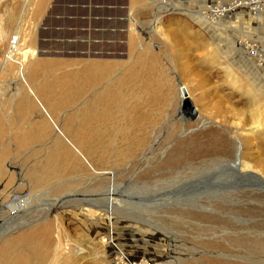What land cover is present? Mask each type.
Returning <instances> with one entry per match:
<instances>
[{
    "label": "rangeland",
    "instance_id": "obj_1",
    "mask_svg": "<svg viewBox=\"0 0 264 264\" xmlns=\"http://www.w3.org/2000/svg\"><path fill=\"white\" fill-rule=\"evenodd\" d=\"M246 1L0 0V264H264L236 243L264 242V176L224 162L264 161Z\"/></svg>",
    "mask_w": 264,
    "mask_h": 264
},
{
    "label": "bare ground",
    "instance_id": "obj_2",
    "mask_svg": "<svg viewBox=\"0 0 264 264\" xmlns=\"http://www.w3.org/2000/svg\"><path fill=\"white\" fill-rule=\"evenodd\" d=\"M250 4H252L251 6H249V10L251 11V7H254L255 8V12H257L259 9L258 8H262V4L260 3V5H259V3H257V1L256 0H248L247 2H246V4L245 5H250ZM254 11H251L250 13L251 14H254V13H252V12H254ZM19 45V43L18 44H16V45H14V44H12V42H11V46L13 47V48H16L17 46ZM35 53L36 52H33V51H25V52H23V50H19V49H16L15 51H14V54H15V56H17V55H20L22 58H23V60L25 61V60H27L28 58H29V56H34L35 55ZM260 67V66H259ZM248 85V84H247ZM92 86V85H91ZM249 86V85H248ZM256 90H253L252 91V89L250 90H248V91H246V95L248 96V100H250V103H252V107H253V109H252V107H251V110H253L252 111V117H251V120H252V123H253V125H256L254 128L255 129H253V130H251V133H253L254 132V130H258L259 128H262V130L263 131H261L263 134H264V104L262 103V101L260 102V100H259V98L257 97V95H256ZM182 94V93H181ZM182 96V95H181ZM206 97V96H205ZM182 100H183V96H182ZM264 100V99H263ZM264 102V101H263ZM249 107V106H248ZM263 107V108H262ZM219 108V107H218ZM250 108V107H249ZM220 109V108H219ZM94 117H96V115H93V116H90V118H94ZM90 124L89 123H85L84 125H82L81 127H80V129H82V130H86L85 129V126L86 127H88ZM91 126V125H90ZM91 128V127H90ZM89 127L87 128V132H91V133H95V132H93V130L92 129H90ZM256 133V132H255ZM250 134V133H249ZM217 141V140H216ZM226 145V144H225ZM225 145H224V147H225ZM223 146H221V145H219V143H218V141H217V143H215L214 141H213V143H212V145H211V148L210 149H208V150H206L205 152H203V154H206V155H212V156H219V155H221L222 153H226L228 150L226 149V148H224ZM234 148V147H233ZM245 149H248V148H244V150ZM243 150V147L241 148V151L239 152L238 150H236V149H233L232 151H233V153L231 154V161H224L225 163H234V164H236V165H234V164H231L232 165V167L234 168V169H236L237 171H238V173H237V175L238 176H241V175H253V176H258V174H262L263 176H264V161H261V160H259L258 159V161L257 160H255L253 163H251L250 161L248 162L247 161V159H249L250 157H249V153L246 151H244ZM226 151V152H225ZM229 152H230V150H229ZM223 154V155H224ZM251 155H252V153H251ZM253 156V155H252ZM246 157H247V159H246ZM255 157H256V155H255ZM252 160H253V158H252ZM219 165H221V164H219ZM218 165V166H219ZM202 167V166H201ZM200 167V168H201ZM221 167H222V165H221ZM224 168H226V167H224ZM254 173L256 174V175H254ZM260 174V175H261ZM257 180H259L258 182L259 183H261V184H264V182L262 181V179H257ZM258 182H256V184L258 183ZM219 183V181L217 180V182H216V184H218ZM181 184V183H180ZM183 184V183H182ZM236 193H239L238 195H242L243 193H240V192H236ZM110 198V197H109ZM110 201L112 202L113 200H111L110 199ZM112 203H114V201L112 202ZM116 203V202H115ZM118 203V202H117ZM219 209H221V207L219 208ZM225 210V209H224ZM229 211H231L230 209H229ZM248 211H250V214L252 213V214H254V215H257V214H263L264 215V209H260V208H257V209H248ZM241 212V211H240ZM230 213V212H229ZM241 213H243V212H241ZM240 213V214H241ZM90 214H92V216L90 215ZM231 214H232V212H231ZM253 215V216H254ZM85 216L86 217H88V216H90V217H95V216H97L96 215V211L95 212H90V211H88V210H86V214H85ZM246 216V215H245ZM247 216H248V213H247ZM111 217V216H110ZM88 219H89V217H88ZM98 221H102V222H104V223H106L107 224V231H110L111 230V228H110V226H111V224H113L115 221H114V219H107V218H99L98 219ZM116 223V222H115ZM237 244H241V246H243L244 248H248L247 250H245V251H243L242 252V254H238V255H245V256H250V258H254V259H260L261 261H264V242H254V243H249V242H245V241H243V239H241L240 241H238V242H236ZM114 248H117V249H114L113 251V257H114V263H116L117 262V264H133L132 262H131V260L128 258V257H123L122 255H121V253H120V255L119 256H117V254H119V253H116L117 251H119V249H118V246H114ZM224 248H225V246H224ZM229 249V248H228ZM118 257V258H117ZM157 260V259H156ZM136 261V260H135ZM222 262V261H221ZM147 263V262H146ZM219 263V262H218ZM134 264H138V263H134ZM142 264V263H141ZM206 264V263H205ZM213 264H217L216 262H213ZM219 264H225V263H219Z\"/></svg>",
    "mask_w": 264,
    "mask_h": 264
},
{
    "label": "crops",
    "instance_id": "obj_3",
    "mask_svg": "<svg viewBox=\"0 0 264 264\" xmlns=\"http://www.w3.org/2000/svg\"><path fill=\"white\" fill-rule=\"evenodd\" d=\"M65 3L66 2H63V3H61V4H59V6H58V8H57V10L56 11H52V12H50L49 13V15H48V17H47V20L48 19H50V20H52V21H54V20H56V19H60V18H57L59 15H63L64 16V13H63V11H64V5H65ZM91 5V2L90 1H88V3H86V4H84L83 5V7L85 8L86 7V5ZM88 6V11L90 10V7ZM55 8V7H54ZM87 10V9H86ZM90 12V11H89ZM89 14V13H88ZM91 14V13H90ZM88 20H90V19H88Z\"/></svg>",
    "mask_w": 264,
    "mask_h": 264
},
{
    "label": "built area",
    "instance_id": "obj_4",
    "mask_svg": "<svg viewBox=\"0 0 264 264\" xmlns=\"http://www.w3.org/2000/svg\"><path fill=\"white\" fill-rule=\"evenodd\" d=\"M257 1V3H259L260 4V2H259V0H256ZM247 2V1H246ZM245 3V2H244ZM239 7V6H241V7H245L242 3H239V4H236V7ZM19 43V38L18 37H14L13 39H12V44H14V45H16V44H18Z\"/></svg>",
    "mask_w": 264,
    "mask_h": 264
}]
</instances>
